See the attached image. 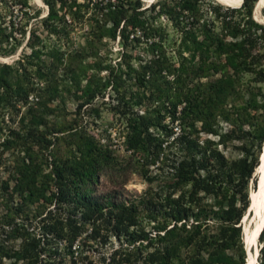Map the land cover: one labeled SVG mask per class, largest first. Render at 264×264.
I'll list each match as a JSON object with an SVG mask.
<instances>
[{"label":"trees","instance_id":"16d2710c","mask_svg":"<svg viewBox=\"0 0 264 264\" xmlns=\"http://www.w3.org/2000/svg\"><path fill=\"white\" fill-rule=\"evenodd\" d=\"M14 1L23 8V16H28L29 12L24 8L30 7L29 0ZM44 1L48 12L41 21L49 33L67 34L71 27L65 20L68 14L71 21L86 17L89 22L87 34L93 40L104 36L118 38L124 47L138 45L143 39L150 40L146 50L156 57L142 66L143 72L135 73L139 86L149 89L157 103L150 116L130 120L127 140L129 148L139 154L144 164H153L160 157L167 140L164 137L171 132L164 124L167 115L180 121L183 132L172 142L179 154L171 160L161 156L160 169L170 182L163 185L164 220L154 224L153 229L147 230L140 224L132 203L100 199L84 186L103 164L116 161L93 136L79 138L77 149L70 150L71 156L62 160L54 158L51 170L42 177L37 166L26 165L19 172L18 188L27 191L30 200L55 201L57 205L47 210L32 233L13 221L11 212L2 216V224L16 228L23 238L14 252L17 260H21V264H52L53 256L62 249L71 256L76 252L87 259L86 246L89 248V242L99 236L96 221L103 216L105 207H112L115 214L111 230L123 241L108 256L100 257L102 264H245L247 252L245 255L240 230L235 225L242 210L237 207V201L239 197H246L249 179L261 163L264 112L260 117L257 113L264 108V102L258 104L252 99L247 104H236L233 100L240 93L242 74L250 73L255 81H264V22L256 16L263 24L257 22L252 15L258 0H242L239 7L224 6L214 0H158L146 7L142 0ZM207 12L213 14L212 18L206 17ZM161 15L179 32L175 61L165 53L164 28L160 24L154 25ZM6 26L0 20V42L10 44L14 40L11 48L15 43L13 29L17 27L13 22ZM154 37L157 39L151 40ZM38 51L33 46L32 54ZM78 53L80 51L67 52L65 62L63 52L57 48L49 51L57 63L67 67ZM230 68L233 72L228 70ZM17 72L15 64L3 65L0 88L4 94L10 93L9 97L25 98L35 86L29 81L21 84ZM211 73L221 75L202 80ZM72 78L74 76H70ZM54 90L55 87L51 95ZM141 99L132 103L139 104ZM219 117L232 125L237 122L247 124L248 130L244 133L252 135L251 145L236 159H227L216 147L210 146L208 138L199 141L192 136L197 131L216 134ZM3 121L0 120V130L4 127ZM150 127L164 133H154ZM7 129L15 135L18 132L9 126ZM35 129L31 122L26 133ZM255 141L257 152H260L257 154L252 147ZM206 157L211 161L209 166ZM177 190L181 191L174 196ZM208 197L214 203L219 202L216 209L212 208L213 202L204 201ZM62 202L72 205L73 214L63 216L59 205ZM262 216L256 264H264V211ZM209 219L216 222L215 233L207 231ZM87 223L91 224L89 231H86ZM83 232L86 234L81 237ZM4 247L0 248L1 256L7 255ZM232 249L239 252L238 260H233L226 252Z\"/></svg>","mask_w":264,"mask_h":264},{"label":"rangeland","instance_id":"374dc122","mask_svg":"<svg viewBox=\"0 0 264 264\" xmlns=\"http://www.w3.org/2000/svg\"><path fill=\"white\" fill-rule=\"evenodd\" d=\"M156 1L158 0L143 1V5L146 7ZM29 4L30 7L24 8L28 10V16H23L24 11L19 3L14 0H0V20L3 25L8 27L13 22L17 27L13 29L15 43L11 48L14 40L10 41V44L0 42V68L5 64H15L19 82L25 84L29 81L35 86L34 91L25 98H16L15 95L9 97L10 93L4 94L0 88V120H4V127L0 130V248L4 245L7 251L6 256L0 255V264L22 263L21 260H17L14 252L23 240L17 234L16 228L12 229L11 226L2 224V216L6 215L7 211L11 212L13 221L21 223L27 232L32 233L47 210L57 205L55 201L48 203L41 199L30 200L27 191L18 188L19 172L24 170L26 165L37 166L42 177L51 170L54 158L62 160L71 156L70 150L77 149L79 138L93 136L116 161L103 164L97 174L84 186L91 190L93 196L100 199L109 198L116 203H132L136 207L140 224L148 230L164 220L161 205L163 189H165L163 185L165 182H170V179L160 169L161 156L171 160L179 154L176 145L173 146L172 142L183 132L180 121L172 120L167 115L164 124L171 132L169 136L164 137L167 140L163 143L160 157L153 164H144L139 154L128 146L130 120L137 116H150L157 103L151 97L154 95H150L149 89L139 86L135 73L143 72L142 66L149 64L156 57L146 50L150 40L147 42L143 39L138 45L127 47H124L118 38L111 39L104 36L100 40H93L87 34L89 22L86 17L71 21L68 14L65 15V20L70 22L71 26L68 33H49L41 21L48 12L45 1L29 0ZM240 4L222 5L239 7ZM37 10L38 12L35 13ZM254 10L253 7V18L259 22L254 16ZM260 12L264 15V0ZM212 16L210 12L206 13L207 18ZM256 16L262 19L258 13ZM156 24L164 28L165 53L175 61L179 32L164 15L154 21V25ZM153 39L157 37L151 40ZM33 46L39 50L35 54L31 52ZM52 48L64 53V61L67 52L80 51V53L72 57L67 67L57 63L50 56L49 51ZM228 70L233 72L231 68ZM219 75L221 73H211L202 80H211ZM70 76H74V79H70ZM54 87L56 90L51 95ZM239 88L240 93L234 98V103L247 104L252 99L258 104L264 102V81H255L252 74H242ZM139 97L142 98L139 104L132 103ZM263 112L264 108L257 113V116L260 117ZM31 122L37 130L26 133ZM8 126L18 130L17 134L10 133ZM198 126L197 123L196 127ZM185 129L189 130L188 127ZM149 130L154 133H164L157 128L150 127ZM216 130V134L197 131L192 136L197 137L199 141L208 138L211 140L210 146L216 147L227 159L242 156L247 146L252 143L250 139L252 135L244 133V130H248L247 124L237 122L232 125L219 117ZM255 143L256 141L252 147L257 154L260 152H257ZM205 160L209 166L210 159L206 157ZM261 164L262 160L259 167H256L258 173L254 171L249 179L246 197L244 199L239 197L237 201V207L242 210L235 225L240 230V240L245 255L247 251L244 232L253 224V213L247 211L249 195L262 181ZM180 191L177 190L174 196ZM209 198H205L204 201L207 199L208 202L214 203L212 198ZM245 200L246 206H244ZM59 205L60 211L64 213L63 216L74 211L71 204L62 202ZM218 205L219 202L215 201L212 208L216 209ZM111 208L105 207L103 216L96 221L99 236L95 241L89 242V245L91 244L89 248L88 245L86 246L87 259L76 252L71 256L62 249L53 256L52 264H102L100 259L102 255L108 256L110 252L119 248L123 239L111 230L114 222L113 214H115V210ZM109 219L111 223L108 222ZM208 224V233H215V220L209 219ZM86 228V231H89L91 224L87 223ZM36 230L38 231V228ZM260 231L258 229L254 238L258 249L261 245ZM13 233L15 236H11ZM85 234L83 232L81 237ZM72 248L76 250L74 246ZM226 252L233 260H238V251L232 249Z\"/></svg>","mask_w":264,"mask_h":264},{"label":"bare ground","instance_id":"6f19581e","mask_svg":"<svg viewBox=\"0 0 264 264\" xmlns=\"http://www.w3.org/2000/svg\"><path fill=\"white\" fill-rule=\"evenodd\" d=\"M143 1L151 2L154 0H143ZM217 1L225 5L227 4L237 5V3H241L242 0H217ZM234 5H231V6H234ZM262 5H263V0H258L255 4V8H256L258 15L262 18L264 22V15L260 12ZM254 16L256 19H258L255 13H254ZM261 160H262V164L260 168V173H261L262 181L260 185L258 186V188L254 189L251 192L250 198H249V207L247 210L248 212L251 211L253 213V217H252L253 224L251 227L246 228L244 232V243H245V248L247 251V260L245 264H256L257 263L258 246L254 238L259 229V222L261 221L260 219H262L261 217H263L262 214L264 211V144L262 147ZM256 173H258L257 168H256Z\"/></svg>","mask_w":264,"mask_h":264},{"label":"water","instance_id":"95a60500","mask_svg":"<svg viewBox=\"0 0 264 264\" xmlns=\"http://www.w3.org/2000/svg\"><path fill=\"white\" fill-rule=\"evenodd\" d=\"M241 3H242V1H241ZM240 5H241V4H240ZM240 5H239V6H240ZM231 7H233V6H231ZM258 253H259V249H258ZM257 256H258V255H257ZM257 263H258V262H257Z\"/></svg>","mask_w":264,"mask_h":264}]
</instances>
